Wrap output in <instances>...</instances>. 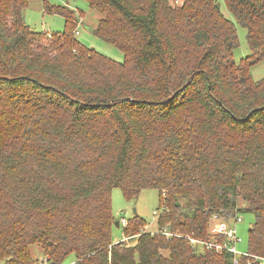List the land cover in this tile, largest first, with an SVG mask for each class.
Segmentation results:
<instances>
[{"label":"trees","instance_id":"trees-1","mask_svg":"<svg viewBox=\"0 0 264 264\" xmlns=\"http://www.w3.org/2000/svg\"><path fill=\"white\" fill-rule=\"evenodd\" d=\"M86 1L123 63L74 39L67 6L43 0L67 23L49 34L25 23L27 0H0V264H39L32 246L47 264H232L159 232L205 240L221 210L253 216L246 253L264 258V79L250 76L264 0H224L252 53L240 64L217 0ZM113 189L156 190L158 232L135 216L131 245L113 243Z\"/></svg>","mask_w":264,"mask_h":264},{"label":"rangeland","instance_id":"rangeland-1","mask_svg":"<svg viewBox=\"0 0 264 264\" xmlns=\"http://www.w3.org/2000/svg\"><path fill=\"white\" fill-rule=\"evenodd\" d=\"M47 3L56 8L68 7L73 13L72 27L74 30V39L82 46L94 49L102 56L114 61L115 63H123L125 57L117 48L105 43L96 37L91 30L95 29L98 22L103 18L102 13L92 10L86 0H46ZM182 0H170L172 7L181 5ZM221 14L225 19L232 22L235 26L238 36L239 45L233 51V61L236 64L250 56V52L246 40V30L242 28L228 11L224 0H217ZM25 23L34 31L45 32L49 34H62L67 31V23L64 17L57 14H48L44 10L43 0H27V7L23 10ZM71 17V16H70ZM72 18V17H71ZM69 29V28H68ZM77 32V34H76ZM193 56H189V61ZM185 62V61H184ZM250 76L254 82L264 79V57L260 59L250 69ZM192 201L189 202V205ZM161 201L159 193L156 190L146 189L139 193L133 200L124 198L120 189H113L111 193V208L116 221H130L133 217L142 221L143 231L147 233L158 232L157 219L162 214ZM184 210L187 202L182 200ZM240 206V205H239ZM136 211V215L134 214ZM241 222L235 226L236 236L239 242L236 245L238 254L246 253L248 250V229L253 224V216L250 214H240ZM123 225L121 227L114 226L112 228L113 243L124 242L125 245H131L133 239H128L129 234L124 236ZM34 260L40 262L43 259L41 249L37 246L30 247ZM75 260L73 254L69 255L63 264H71Z\"/></svg>","mask_w":264,"mask_h":264},{"label":"built area","instance_id":"built-area-1","mask_svg":"<svg viewBox=\"0 0 264 264\" xmlns=\"http://www.w3.org/2000/svg\"><path fill=\"white\" fill-rule=\"evenodd\" d=\"M77 34V32H76ZM224 211L213 213L209 221L208 226V235L205 240L195 239L191 236H182L179 233H171L168 230L159 231L166 238L180 237L187 240L192 247L196 250L201 251H212L217 255H222L228 253L232 255L233 261L232 264H239L241 257L250 258L254 264H264V258L251 255L249 253L238 254L236 251V245L239 242V239L236 236L235 226L237 223L241 222L240 213L235 210V214L231 217L223 216ZM122 225L126 226L127 221L122 220ZM135 236L129 237L132 239ZM39 264H47L46 261H40ZM248 264H251L250 262Z\"/></svg>","mask_w":264,"mask_h":264},{"label":"water","instance_id":"water-1","mask_svg":"<svg viewBox=\"0 0 264 264\" xmlns=\"http://www.w3.org/2000/svg\"><path fill=\"white\" fill-rule=\"evenodd\" d=\"M91 32H92V30H91ZM134 214L136 215V211L135 210H134ZM119 223H120L119 221H115V226L118 227Z\"/></svg>","mask_w":264,"mask_h":264}]
</instances>
